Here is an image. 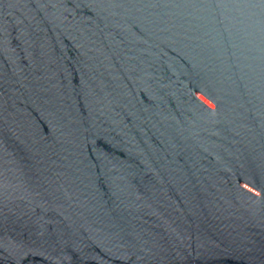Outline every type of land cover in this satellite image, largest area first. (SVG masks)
Wrapping results in <instances>:
<instances>
[{
  "label": "water",
  "instance_id": "water-1",
  "mask_svg": "<svg viewBox=\"0 0 264 264\" xmlns=\"http://www.w3.org/2000/svg\"><path fill=\"white\" fill-rule=\"evenodd\" d=\"M0 264H264V0H0Z\"/></svg>",
  "mask_w": 264,
  "mask_h": 264
}]
</instances>
